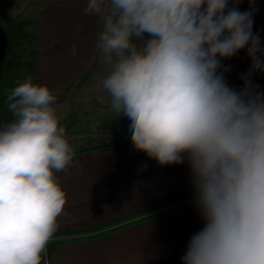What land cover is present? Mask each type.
<instances>
[{"label":"clouds","instance_id":"9594fccd","mask_svg":"<svg viewBox=\"0 0 264 264\" xmlns=\"http://www.w3.org/2000/svg\"><path fill=\"white\" fill-rule=\"evenodd\" d=\"M87 0L98 16L105 75L97 89L126 117L133 147L161 166L187 162L204 222L182 264H264V47L253 32L255 0ZM147 37V39H145ZM72 54L77 47L72 45ZM251 61L240 90L222 63ZM0 124V264H41L67 196L57 173L75 150L47 85L24 77Z\"/></svg>","mask_w":264,"mask_h":264},{"label":"crops","instance_id":"0c3cea01","mask_svg":"<svg viewBox=\"0 0 264 264\" xmlns=\"http://www.w3.org/2000/svg\"><path fill=\"white\" fill-rule=\"evenodd\" d=\"M86 4L0 0V124L13 118L7 95L31 75L56 96L54 107L75 150L69 168L57 173L67 203L48 244L49 263L182 264L191 236L204 226L189 166H161L137 151L130 121L102 102L97 83L106 65L96 46L102 25L98 16L82 15ZM254 6L253 32L264 47V0ZM238 8L249 10L248 0ZM222 63L230 66L228 85L240 90L251 63L246 50ZM253 84L264 93V72L254 74Z\"/></svg>","mask_w":264,"mask_h":264},{"label":"rangeland","instance_id":"374dc122","mask_svg":"<svg viewBox=\"0 0 264 264\" xmlns=\"http://www.w3.org/2000/svg\"><path fill=\"white\" fill-rule=\"evenodd\" d=\"M101 66H102V61L100 62V60H99V63L96 66L97 70H101ZM90 87H92V86H90ZM65 94H66V92H65ZM65 94L63 93V96H62L63 100H69L70 99V96L67 95V94L65 95ZM42 260H44V258Z\"/></svg>","mask_w":264,"mask_h":264},{"label":"built area","instance_id":"2783aa9c","mask_svg":"<svg viewBox=\"0 0 264 264\" xmlns=\"http://www.w3.org/2000/svg\"><path fill=\"white\" fill-rule=\"evenodd\" d=\"M44 258V262L45 264H50L49 263V260H48V251H47V256L46 257H43Z\"/></svg>","mask_w":264,"mask_h":264}]
</instances>
